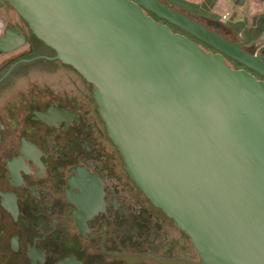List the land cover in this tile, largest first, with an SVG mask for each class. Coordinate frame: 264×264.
Returning <instances> with one entry per match:
<instances>
[{
	"label": "water",
	"instance_id": "95a60500",
	"mask_svg": "<svg viewBox=\"0 0 264 264\" xmlns=\"http://www.w3.org/2000/svg\"><path fill=\"white\" fill-rule=\"evenodd\" d=\"M2 1L93 86L128 176L199 264H264V80L224 59L264 79L261 54L159 0Z\"/></svg>",
	"mask_w": 264,
	"mask_h": 264
},
{
	"label": "flooded vegetation",
	"instance_id": "af4514ba",
	"mask_svg": "<svg viewBox=\"0 0 264 264\" xmlns=\"http://www.w3.org/2000/svg\"><path fill=\"white\" fill-rule=\"evenodd\" d=\"M0 264H199L128 176L93 86L2 0Z\"/></svg>",
	"mask_w": 264,
	"mask_h": 264
},
{
	"label": "rangeland",
	"instance_id": "374dc122",
	"mask_svg": "<svg viewBox=\"0 0 264 264\" xmlns=\"http://www.w3.org/2000/svg\"><path fill=\"white\" fill-rule=\"evenodd\" d=\"M159 1L231 42H244V49L250 54H261L264 52V35L255 42H248L244 39L243 35L236 32L234 27L237 24L247 25L248 27L252 26L258 17L264 15V0H243L241 3H239L240 0H225L227 4L224 7L218 6L215 9L214 6L212 8L207 7L205 11L207 16H203L193 8L186 7L181 0ZM182 1L191 4L190 0ZM223 16H226V18L223 19ZM202 50L207 51L203 48ZM231 67L233 69L236 68L233 65Z\"/></svg>",
	"mask_w": 264,
	"mask_h": 264
},
{
	"label": "trees",
	"instance_id": "16d2710c",
	"mask_svg": "<svg viewBox=\"0 0 264 264\" xmlns=\"http://www.w3.org/2000/svg\"><path fill=\"white\" fill-rule=\"evenodd\" d=\"M217 0H203V2L201 3V5H195V4H190V3H186L183 2L181 0L182 3H184V5L188 8H193L195 11L201 13L203 16H207L206 14V9L207 7L212 8L214 6V4L216 3ZM183 6V4H182ZM153 20L157 21V22H163L164 24H166L170 30H172L175 33H180L183 34L187 37H189L191 40H193L194 42H196L201 48H203L204 50L207 51H211V52H215L211 47L207 46L206 44H203L199 41H197L196 39H194L193 37L189 36L188 34L184 33L182 30L178 29L177 27L168 24L165 21L159 20L158 18H156L153 14L151 13H147ZM236 29V32L243 35L244 39L248 42H255L257 40H259L263 35H264V15L258 17L252 24V26L248 27L247 25H242V24H237L234 26ZM226 58V57H224ZM229 59V58H226ZM230 61L234 62L233 60L229 59ZM238 68H243L253 74V71L246 69L245 67H243L242 65L234 62ZM257 75V74H256ZM262 78V77H261ZM263 79V78H262Z\"/></svg>",
	"mask_w": 264,
	"mask_h": 264
},
{
	"label": "crops",
	"instance_id": "0c3cea01",
	"mask_svg": "<svg viewBox=\"0 0 264 264\" xmlns=\"http://www.w3.org/2000/svg\"><path fill=\"white\" fill-rule=\"evenodd\" d=\"M169 2H171V1H169ZM190 2H191V4L199 5L203 2V0H197V1L190 0ZM193 2H195V3H193ZM226 4H227V1H225V0H217L215 5H214V9L217 8L218 6L224 7Z\"/></svg>",
	"mask_w": 264,
	"mask_h": 264
},
{
	"label": "built area",
	"instance_id": "2783aa9c",
	"mask_svg": "<svg viewBox=\"0 0 264 264\" xmlns=\"http://www.w3.org/2000/svg\"><path fill=\"white\" fill-rule=\"evenodd\" d=\"M226 18V16H223V19H225Z\"/></svg>",
	"mask_w": 264,
	"mask_h": 264
}]
</instances>
